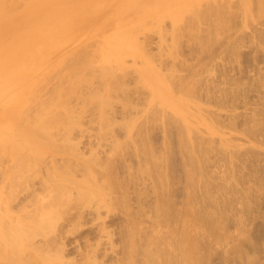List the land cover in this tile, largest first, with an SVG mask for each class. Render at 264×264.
Wrapping results in <instances>:
<instances>
[{
  "label": "rangeland",
  "instance_id": "374dc122",
  "mask_svg": "<svg viewBox=\"0 0 264 264\" xmlns=\"http://www.w3.org/2000/svg\"><path fill=\"white\" fill-rule=\"evenodd\" d=\"M0 42V201L53 202L37 240L68 264L183 242L187 264H264V0H0Z\"/></svg>",
  "mask_w": 264,
  "mask_h": 264
},
{
  "label": "bare ground",
  "instance_id": "6f19581e",
  "mask_svg": "<svg viewBox=\"0 0 264 264\" xmlns=\"http://www.w3.org/2000/svg\"><path fill=\"white\" fill-rule=\"evenodd\" d=\"M109 3H112V2H109ZM106 4H108L107 2H106ZM114 6V5H113ZM113 8V7H112ZM111 8V9H112ZM153 10V9H152ZM111 11H113V10H111ZM153 11H155V10H153ZM32 12V11H31ZM53 12V11H52ZM141 12V11H140ZM136 13H138L137 11L135 12V13H132V14H136ZM111 14V13H110ZM165 14H167V13H165ZM15 15V14H14ZM23 15V14H22ZM109 15V14H108ZM132 16V17H135V16H137V15H135V16ZM167 16V15H166ZM15 17H17V16H15ZM21 18H23L22 16H20ZM47 17V16H46ZM64 16H62V18H63ZM128 17H130V16H128ZM127 17V18H128ZM14 18V17H13ZM48 18V17H47ZM46 18V19H47ZM52 18L54 19H50L51 20V22H52V20L53 21H55L56 20V18H57V16H56V18H54L53 16H52ZM58 18H60L61 19V16L60 17H58ZM65 18H66V16H65ZM64 18V19H65ZM106 18H107V16H106ZM105 18V19H106ZM11 19V18H10ZM59 19V20H60ZM126 19V18H125ZM172 19V18H171ZM174 19V18H173ZM172 19V20H173ZM23 20V19H22ZM27 20V22L29 21V19L27 18L26 19ZM39 20H41V19H39ZM50 20H49V22H50ZM61 20H63V19H61ZM60 20V22H63V23H65L64 21H61ZM12 21V20H11ZM20 21V20H19ZM46 21V23H48V21L47 20H45ZM66 21H67V19H66ZM16 22V21H15ZM22 22H25V23H27L26 21H22ZM21 21L20 22H18V23H22ZM58 21H56V23H57ZM59 22V23H60ZM17 23V24H18ZM30 23V22H29ZM45 22L43 21V24H44ZM54 23V22H53ZM56 23H55V25H56ZM62 23V24H63ZM76 22H74L73 24H75ZM116 23V22H115ZM49 24V23H48ZM61 23H60V27H61V25H62ZM68 23L66 22V25H67ZM117 24V23H116ZM5 25V24H4ZM30 25H34V23L33 24H30ZM51 25V24H50ZM50 25H49V29L51 28L50 27ZM54 24H53V26L54 27H56V26H59L58 24L55 26ZM19 26V24L18 25H16L15 27H18ZM25 26H26V24H25ZM35 26V25H34ZM38 26V25H37ZM36 26V27H37ZM42 26V25H41ZM47 27V25L45 24V25H43L42 27ZM53 26H52V29H53ZM63 26V28H64V26L65 25H62ZM115 26H117V25H114L113 27H115ZM27 27H28V24H27ZM33 27V26H32ZM32 27H31V29H32ZM36 27H33L34 28V30H36L37 28ZM45 27V28H46ZM111 27V29L113 28L112 26H110ZM48 28V27H47ZM62 28V27H61ZM69 28V27H68ZM140 28V27H139ZM2 29H4V31H5V28H3V26H2ZM26 29V28H25ZM27 29H29L28 31H30L31 29L28 27ZM39 29L41 30L42 28H40V26H39ZM49 29H47V31H46V34H47V36H50V40L51 41H53L52 39H53V36L51 37V35H49L50 33L48 32V30ZM67 29V28H66ZM70 29V28H69ZM19 29L17 28V30H15V31H18ZM23 30V29H22ZM33 30V29H32ZM43 30V29H42ZM45 30V29H44ZM44 30L42 31L43 33H44ZM55 30V28L53 29V31ZM140 30V29H139ZM3 31V30H2ZM26 31V30H25ZM24 31V32H25ZM53 31H50V32H52V33H54L55 31H57V30H55L54 32ZM68 32H69V30H67ZM112 32H114L113 30H111ZM115 33H113V34H115L114 36H112V37H108V38H104V39H99V41H98V43H100V47L98 48L97 47V49L96 50H94V52L93 53H95V55H96V53H97V55H99V57H101L102 58V60H105V61H108V60H110V58L112 57V56H114V57H116V56H118V55H120V54H123V50H126V48L128 47L127 45H125V43H124V41H123V37H121V36H123L122 35V33L120 34V32L122 31V30H120V28H115ZM23 32V33H24ZM41 31H40V33H42ZM49 34H48V33ZM18 33V32H17ZM38 33H39V31H38ZM108 33V32H107ZM14 34H15V32H14ZM14 34H12V35H14ZM18 34H20V33H18ZM45 34V33H44ZM112 33H110V35H111ZM117 34H119L118 36H117ZM137 34V33H136ZM21 35V38H22V35L23 34H20ZM24 35L26 36L27 34H25L24 33ZM23 35V36H24ZM15 36V35H14ZM13 36V37H14ZM10 37V36H9ZM13 37L11 36L9 39H13ZM17 37V36H16ZM35 37V36H34ZM44 37V36H43ZM8 38V37H7ZM19 36H18V40L19 39H21ZM52 38V39H51ZM17 39V38H16ZM24 39V37L22 38V40ZM35 39V38H34ZM33 39V40H34ZM68 39V41H71V39H72V37H70V38H67ZM33 40H32V42H33ZM44 39H42V41H43ZM45 40H47V39H45ZM28 41V40H27ZM41 41V42H42ZM48 41V40H47ZM68 41H66V42H68ZM3 42V41H2ZM13 44H12V46L13 45H15V44H17V41L15 42V40L14 41H11ZM20 42H21V40H20ZM43 42H45V41H43ZM42 42V43H43ZM10 43V42H9ZM0 44H1V42H0ZM3 44H5L4 42H3ZM7 44H8V41H7ZM38 44H40V43H38ZM67 44V43H66ZM39 47L41 46V44L40 45H38ZM53 48H54V46H53ZM131 48V47H130ZM4 49V48H3ZM50 51H51V49H49ZM71 50V51H70ZM73 50H74V48H72V49H69L68 50V52L70 51V53H72L73 52ZM53 51V50H52ZM48 52V51H47ZM49 53V52H48ZM48 55H50V54H48ZM60 55V54H59ZM79 55H82L80 52L77 54V56H79ZM44 56V55H43ZM53 56V55H52ZM55 56V55H54ZM39 58V57H38ZM47 58V57H46ZM40 59V58H39ZM39 59H37V60H39ZM41 60V59H40ZM42 61H44V60H42ZM53 61V60H52ZM39 62V61H38ZM34 63H35V61H34ZM33 64V63H32ZM42 65V64H41ZM44 65V64H43ZM32 66V65H31ZM33 66H34V64H33ZM103 67H105V66H103ZM42 68V67H41ZM40 68V69H41ZM105 68H108V67H105ZM32 69H33V67H32ZM42 69H44V68H42ZM41 69V70H42ZM45 70V69H44ZM107 70V69H106ZM32 71V70H31ZM35 72V71H34ZM37 72H39V71H37ZM109 72H111V71H109ZM24 73H25V71H24ZM23 73V74H24ZM27 73V72H26ZM108 73V72H107ZM112 73V72H111ZM22 74V73H21ZM29 74V73H28ZM19 75V74H18ZM17 77V76H16ZM37 77V76H36ZM34 79V78H33ZM34 81H36V80H34ZM43 83V82H42ZM37 89V88H36ZM36 89H35V92H36ZM23 90V89H22ZM33 94V93H32ZM16 96H17V94H16ZM21 96V95H20ZM42 106L43 107H48V106H45V105H49L45 100L42 102ZM27 106V105H26ZM23 110V109H22ZM11 122V121H10ZM10 122H8V123H10ZM16 122V121H15ZM5 124V123H4ZM13 124V123H12ZM14 125V124H13ZM1 126V125H0ZM5 127H7V126H5ZM8 127H9V124H8ZM7 127V128H8ZM10 128H12V125H11V127ZM1 129V128H0ZM2 131V130H1ZM13 143V142H12ZM14 147H15V145H13ZM12 146V147H13ZM15 150H16V147H15ZM7 152V151H6ZM16 152V151H15ZM42 152V151H41ZM18 153V152H17ZM16 153V154H17ZM39 155V154H38ZM16 156V155H15ZM15 156H13V158H15ZM44 156V155H43ZM11 157V156H10ZM21 158H22V156H21ZM11 159H12V157H11ZM9 160V159H8ZM23 160V159H22ZM43 160H45V157H44V159ZM46 161V160H45ZM16 162V161H15ZM14 162V163H15ZM9 163V162H8ZM12 164H13V162H11ZM46 163V162H45ZM12 164H9V166L8 167H10L11 169H13V167L11 166ZM3 167L4 166H2V170H4L3 169ZM8 167L5 169V172H9L10 173V170L9 171H6L7 169H8ZM47 168V167H46ZM26 171V170H25ZM85 171H87L89 174H91V178L92 179H97V174H96V171H93V168L92 167H89V166H87L86 168H85ZM4 172V171H3ZM11 172H12V170H11ZM20 172H21V169H20ZM20 172H19V170H18V173L20 174ZM22 172L23 173H21L22 174V176L24 177L25 175H24V170H22ZM17 173V174H18ZM26 173H27V171H26ZM25 173V174H26ZM5 174V173H4ZM100 174V173H99ZM6 175H8V174H6ZM28 175V174H27ZM104 176V175H103ZM6 177V176H5ZM26 177H28V179H30L29 178V176H26ZM24 179V178H23ZM27 179V178H26ZM42 179V178H41ZM25 180V179H24ZM18 181V180H17ZM26 181V180H25ZM28 181V180H27ZM32 181V180H31ZM31 181H29V182H31ZM21 182V181H20ZM19 182V183H20ZM33 182V181H32ZM42 182V181H41ZM47 183V182H46ZM46 183H44L43 182V184L45 185ZM17 184H18V182H17ZM42 184V183H41ZM43 185V186H44ZM20 186V185H19ZM33 186V185H32ZM29 187V186H28ZM27 187V188H28ZM34 187V186H33ZM33 187H32V189H33ZM63 187V186H62ZM19 189V188H18ZM34 189H35V187H34ZM46 189V187L45 188H43V190H45ZM37 190V189H36ZM36 190H34L35 192H36ZM33 191V190H32ZM39 191V190H38ZM32 193V192H31ZM15 195V194H14ZM13 195V196H14ZM16 195H17V192H16ZM16 195L13 197L12 196V200L16 197ZM32 195V194H31ZM38 196V195H37ZM0 198H1V196H0ZM36 198V197H35ZM24 199V198H23ZM38 199H39V202H38V200L37 201H35V202H33L32 201V204H31V201H30V204H31V207L29 206L30 204L28 203V207H27V205H26V207L27 208H25L24 206H25V204L26 203H17L16 204V206H17V208L19 207V206H21V208L20 209H23V211L21 212L20 211V213L19 214H14V213H11L12 211L10 210V212H7V210L9 211V209H13L14 207V205L12 206L13 208H8V206H7V203L10 205V204H12V203H10L11 201H6L5 202V200H3L6 204L4 205V203H2V200L0 201V203H2L3 204V208H1L2 207V205L0 206V209H2L3 210V212L4 213H2V212H0V264H32V262H33V264H68V262H70V261H68V262H65V260L63 259V254H61V252L64 250V248L62 249L61 247H60V249H59V251H58V249L56 250V253L55 252H53V251H55L54 249H50V248H54L53 246H51V247H49L50 245H49V241L50 242H53V237H52V241H51V238L49 239V241H48V243L47 242H41V241H39V240H37L35 237H36V235L40 232L41 234H42V232L41 231H39L40 230V228H41V226H43V225H46V223L48 222L47 220L51 217V215H52V213H51V209H52V207H53V202H51V201H45V200H41L40 199V196H38ZM10 200H11V198H10ZM20 201V200H19ZM23 201V200H22ZM21 201V202H22ZM57 201V199L55 200V202ZM13 202V201H12ZM52 206V207H51ZM10 207V206H9ZM23 207V208H22ZM8 208V209H7ZM16 208V207H15ZM16 208V209H17ZM19 209V208H18ZM17 209V210H18ZM16 213H18V211L16 212ZM46 217H47V219H46ZM49 217V218H48ZM46 219V220H45ZM52 220V219H51ZM51 220H49V222L51 221ZM44 221H46V223H44ZM47 226V228L49 227L48 226V224L46 225ZM44 230L45 228H41V230ZM39 231V232H38ZM33 232H35L36 234H34ZM38 232V233H37ZM39 233V234H40ZM44 234V233H43ZM38 236V235H37ZM41 237H42V235H41ZM45 237H46V235H45ZM42 238H44V235H43V237ZM46 239H47V237H46ZM55 239V238H54ZM183 239V241H184V238H182ZM43 240H45V239H43ZM48 240V239H47ZM55 241V240H54ZM99 242V241H98ZM97 242V243H98ZM181 242L182 241H180V244H181ZM184 243V245L182 246V247H178L180 250H182V251H180V253H181V255L179 256L178 254H175L174 256H173V258L172 259H170L169 258V262L167 263L166 262V264H179V261H180V264H187V250L184 248V247H186V244H185V242H183ZM178 244V243H177ZM179 244V246H181ZM49 245V246H48ZM53 245V244H52ZM54 245H55V243H54ZM97 245H99V243L97 244ZM97 245H95V247L94 248H92L91 247V249H89L91 252H93L94 254H95V252H96V248H97ZM32 249L35 251V252H33L32 251ZM49 249H50V252L54 255V254H56L57 256H55V258L54 259H51V254H49L48 252H49ZM51 250H53V251H51ZM60 250H62L61 252H60ZM93 250V251H92ZM57 251H58V253H60V255H58L57 254ZM94 254H92V255H94ZM89 255V254H88ZM90 256H91V254H90ZM38 258V259H37ZM91 258V257H90ZM56 259L58 260V261H56ZM172 260V261H171ZM70 264V263H69Z\"/></svg>",
  "mask_w": 264,
  "mask_h": 264
}]
</instances>
